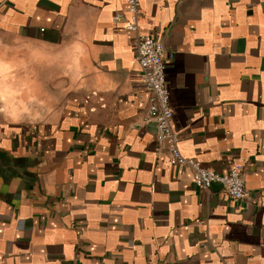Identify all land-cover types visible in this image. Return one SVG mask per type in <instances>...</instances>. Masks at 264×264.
<instances>
[{
  "label": "crops",
  "instance_id": "0c3cea01",
  "mask_svg": "<svg viewBox=\"0 0 264 264\" xmlns=\"http://www.w3.org/2000/svg\"><path fill=\"white\" fill-rule=\"evenodd\" d=\"M125 9L0 0V264H264V0H140L181 154L241 200L168 162Z\"/></svg>",
  "mask_w": 264,
  "mask_h": 264
},
{
  "label": "built area",
  "instance_id": "2783aa9c",
  "mask_svg": "<svg viewBox=\"0 0 264 264\" xmlns=\"http://www.w3.org/2000/svg\"><path fill=\"white\" fill-rule=\"evenodd\" d=\"M125 10V16L117 15L115 19L123 20L125 30L132 34L134 60L140 68V80L148 93L146 119L156 124V142L165 146L168 162L188 168L192 184L197 189L202 190L218 184L227 196L241 200L246 195L241 165H235L228 172L219 173L206 169L181 154L178 135L171 125L173 114L165 82L162 42L140 30V0H126Z\"/></svg>",
  "mask_w": 264,
  "mask_h": 264
},
{
  "label": "water",
  "instance_id": "95a60500",
  "mask_svg": "<svg viewBox=\"0 0 264 264\" xmlns=\"http://www.w3.org/2000/svg\"><path fill=\"white\" fill-rule=\"evenodd\" d=\"M152 124L155 126V128H156V124L154 123V122H152Z\"/></svg>",
  "mask_w": 264,
  "mask_h": 264
}]
</instances>
